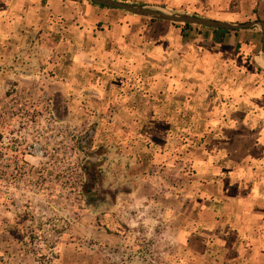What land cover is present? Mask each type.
<instances>
[{
  "label": "rangeland",
  "instance_id": "rangeland-1",
  "mask_svg": "<svg viewBox=\"0 0 264 264\" xmlns=\"http://www.w3.org/2000/svg\"><path fill=\"white\" fill-rule=\"evenodd\" d=\"M132 1L264 21V0ZM136 21L130 61L103 25L0 28V264H226L213 212L262 207L261 30H222L202 60L197 26Z\"/></svg>",
  "mask_w": 264,
  "mask_h": 264
},
{
  "label": "crops",
  "instance_id": "crops-1",
  "mask_svg": "<svg viewBox=\"0 0 264 264\" xmlns=\"http://www.w3.org/2000/svg\"><path fill=\"white\" fill-rule=\"evenodd\" d=\"M119 1L153 8L162 7L170 11L174 10L173 8L163 5L160 6L158 4L149 5L141 2H133L132 0ZM127 16L131 15L124 11L121 13H115L109 9L93 5L85 0H0V28H14L17 30L27 29V31H35L46 25L63 24L68 25V27L75 26L79 28L82 25V30L83 26L87 27L88 30H91L99 25H103L102 28H106L107 33H115V35H113L114 38L118 36V34H116L118 31L123 34V36L117 38L116 41H118L119 46L126 51V58L130 61L134 58L136 41L135 25L137 21L136 16L132 15L134 18L132 27L129 28L128 24L126 26L127 29H124V27L119 28V20L128 19ZM104 19L111 21V23H102ZM142 23L143 21H138V24ZM196 28L198 29L189 32L190 35L197 33L193 37V43L198 42L197 44L200 43L205 46V49L199 52V58L202 60L208 59V53H210L209 50H212L214 43L222 44L227 40L225 38H228L227 35L221 33L222 30H214L205 27ZM103 31L105 32L104 29ZM131 36L133 38H131ZM201 54H204L205 56H201ZM205 75L207 77L202 79L204 82H213V79L210 80L208 73ZM262 100L264 101L263 97ZM256 116L258 117L259 122L262 121L260 125L258 124L259 126L257 125L259 127L258 130L262 132V134L258 131L257 138L255 139V141H257V146L260 148L264 145V103L262 107L259 108V111L257 110ZM221 149L225 148L220 146L218 147V150L213 153H208L207 163H209V165L212 164L211 158H215L216 156V159L218 160L220 153L219 150ZM254 151H256L255 147ZM260 156L261 154L254 153L252 159H259V162L263 163L264 157L260 158ZM251 164V162H248L247 167L250 168ZM258 171H260L259 174L264 175L263 166H261ZM246 212L249 213V216H245V211L241 212L240 216L237 210H234L232 204L231 207L228 205L223 213L219 214L215 211L213 212L214 218L211 220L212 223L209 227L212 229L215 228L217 233V228L221 226L223 217L226 215L230 219L226 226L230 229L231 236H235L234 239L230 241L231 245L226 246L229 251L228 257L224 258L227 260L226 262H228L226 264H238L237 261L241 260V264H264V203L262 207L259 204L258 208ZM260 230L262 231L260 232ZM238 233L240 234V237H236Z\"/></svg>",
  "mask_w": 264,
  "mask_h": 264
},
{
  "label": "water",
  "instance_id": "water-1",
  "mask_svg": "<svg viewBox=\"0 0 264 264\" xmlns=\"http://www.w3.org/2000/svg\"><path fill=\"white\" fill-rule=\"evenodd\" d=\"M93 4L110 9H119L136 17L147 18L155 21L167 22L178 25L205 27L214 30L242 31L258 27L262 32L261 53L264 56V21H252L247 23H228L214 19L191 16L183 13H172L159 8L130 4L119 0H89Z\"/></svg>",
  "mask_w": 264,
  "mask_h": 264
},
{
  "label": "built area",
  "instance_id": "built-area-1",
  "mask_svg": "<svg viewBox=\"0 0 264 264\" xmlns=\"http://www.w3.org/2000/svg\"><path fill=\"white\" fill-rule=\"evenodd\" d=\"M19 145H20V143L16 144V146L14 147V150H15L14 153L16 155L15 162L17 165L23 163L22 156L20 154H18L19 153L18 151H16V150H19ZM24 152L26 153V155H28L30 157L37 156V154L39 153V146L33 143V144L27 146L26 150H24ZM4 158H6V157L4 156Z\"/></svg>",
  "mask_w": 264,
  "mask_h": 264
},
{
  "label": "trees",
  "instance_id": "trees-1",
  "mask_svg": "<svg viewBox=\"0 0 264 264\" xmlns=\"http://www.w3.org/2000/svg\"><path fill=\"white\" fill-rule=\"evenodd\" d=\"M85 1H87V2H89V3H91V4H93L91 1H89V0H85ZM93 5H95V4H93ZM98 6V5H97ZM100 7H102V8H106V7H103V6H100ZM196 16V15H195ZM152 22H155L154 20H151ZM257 21H262V20H260V19H258ZM174 26H177L176 24H173ZM183 28H184V30L185 29H189V28H191V26H189V25H183Z\"/></svg>",
  "mask_w": 264,
  "mask_h": 264
},
{
  "label": "bare ground",
  "instance_id": "bare-ground-1",
  "mask_svg": "<svg viewBox=\"0 0 264 264\" xmlns=\"http://www.w3.org/2000/svg\"><path fill=\"white\" fill-rule=\"evenodd\" d=\"M260 62H262V65H264L263 61L260 59Z\"/></svg>",
  "mask_w": 264,
  "mask_h": 264
}]
</instances>
